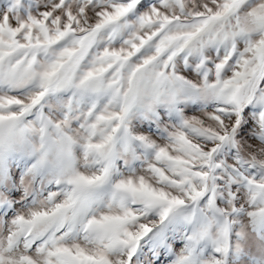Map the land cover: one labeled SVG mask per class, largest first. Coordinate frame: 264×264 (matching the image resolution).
<instances>
[{
    "label": "snow or ice",
    "instance_id": "snow-or-ice-1",
    "mask_svg": "<svg viewBox=\"0 0 264 264\" xmlns=\"http://www.w3.org/2000/svg\"><path fill=\"white\" fill-rule=\"evenodd\" d=\"M0 264H264V0H0Z\"/></svg>",
    "mask_w": 264,
    "mask_h": 264
}]
</instances>
